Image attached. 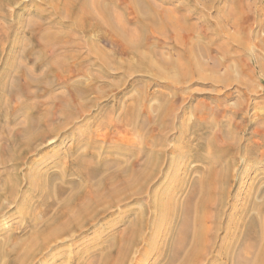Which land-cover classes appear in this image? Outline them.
<instances>
[{
  "label": "bare ground",
  "instance_id": "obj_1",
  "mask_svg": "<svg viewBox=\"0 0 264 264\" xmlns=\"http://www.w3.org/2000/svg\"><path fill=\"white\" fill-rule=\"evenodd\" d=\"M11 1L14 3L15 0ZM49 2L48 5H52V9L49 10L50 12L47 17L45 16L44 21L55 23L56 21H70L73 25L71 29L77 30V33H89L90 37L96 33L100 35L104 31L106 34L112 32L117 39L123 41L125 52L130 56V61L120 62L121 66L124 64L126 67L136 68L138 71H141L142 68H151L158 72V76H166L167 73H172L173 81L177 83H186L196 76L200 80L205 78L213 81L221 80L218 77H215L216 80L213 76L208 77V72L205 71V69L214 71L213 68L215 67L208 66L203 56L206 55L205 52L207 51L206 44L202 41L204 37H208V43L214 44L222 35H227L230 38L233 37L238 45L245 47L248 38L254 36L250 28H247L248 25L246 28L242 26L243 20H249L248 17L258 23L264 32V0H128L130 10L135 15L133 22H130L125 16V8L119 3L120 0H50ZM126 5L128 6V3ZM167 5H171L173 8L169 10ZM200 5L203 6V10L217 7L218 12L216 11L215 19L212 20L210 15L205 13V10L204 12L200 10ZM29 22L32 26L38 27L42 23L38 24V22L35 23L31 20ZM198 24L199 29L197 28ZM230 24L235 27V31L230 32L227 29L229 28L227 25ZM152 30L153 32H151ZM206 30L208 32L205 34ZM31 31H34L33 28ZM67 31L71 32L70 30ZM74 31L72 32L75 33ZM44 32L48 33L49 31ZM62 33L53 31L48 34H53V38L61 34L60 38L56 36L59 40ZM180 33H185V37L180 38ZM150 35L172 38L175 36V42L181 47L175 53L172 50L170 54H167L166 51H161V48L158 50L155 44L152 45L147 42ZM72 38L74 39V35ZM257 38L264 45V34ZM62 40L64 39L62 38ZM54 41L56 43V40ZM76 41H71L72 44H70L76 47L79 42L76 43ZM49 42L47 43L49 44ZM28 43L27 41L22 47L20 55H24L26 59H31L36 54L35 57L37 58L32 63L36 70L41 69V71L34 73L31 67H27L23 61L20 62L18 58H14L10 59L11 62L8 65L10 68L9 70L8 68L5 69V74L14 68L13 73L17 70L20 75L25 77L26 83L18 82V80L9 81L6 77L0 81V139L6 141V144L0 145L2 151L0 163L3 165L10 163L7 169H0V214L8 203L15 202L21 196V200L24 202L22 214L29 217L31 212H29L28 207L26 208L29 201L27 193L38 192L44 215L41 220L35 218L31 226L30 236H28L31 238V241H28L30 242L28 246L25 245L28 237L25 240L22 238L17 241V246H9V238H5V242H3V237L0 241V255L6 253L7 259V256L11 257L17 252L16 255L12 256H15L14 258H10V262L13 264H33L39 254L49 249L54 243L62 241L63 236L67 235L68 238L76 232L82 231L85 227L92 226L94 220L116 204H122L128 200L140 201L144 195L150 193L151 201L146 202L142 210L132 206L124 208L125 217L128 219L125 221L122 216V219L118 220L122 223L124 219L123 230L112 236L101 252L95 253L96 258L91 259V262L88 261V264H129L133 251L138 250L142 244L144 247L157 244L153 234L163 229L160 226L164 227L165 225H162L163 223L158 224L160 219H166L168 222V225L166 224L168 227L164 228L166 234L157 246L159 247L158 255L164 264H202L216 247H219L217 252L222 259L221 263L218 260H212L209 261V264H264V188L258 184L257 186L251 185L243 195L244 200L249 202L248 206L247 204L244 205V202L237 206L233 203V206L238 209L237 212L236 210L235 213L231 211L234 214L226 212L230 201V181L235 177L233 173L231 177L230 167H232L231 163H234L235 150L240 148L241 139L239 137L237 141L231 143L227 141L223 148H217L215 143L208 141L210 144L208 146L213 148V157H208L205 152L195 155V159L201 160L203 164L206 163L199 170V175L203 173V176H199L192 181L191 186H187V193L183 203L180 202V207L169 206L170 204L167 205L161 201L164 191L150 190V185L155 181L158 172L160 169L162 170L166 162V153L163 148L167 144L166 137L161 134V136L153 139L148 138L145 128L152 119L147 111L142 112L136 107L132 109V103L124 111L123 122L124 125L137 126L141 136L126 137L128 140L126 144L118 147H101L95 143V139L93 140L90 133L81 139V133L75 128L68 133L72 135L73 146L67 150H62V152L59 148L51 146L60 138L61 132L66 127L72 125L76 118L86 114L87 111L85 110L94 103L89 95L98 89L95 84L96 78L107 75L105 68L98 72L99 75L90 70L84 74L87 79H90V82L82 77L70 81L71 72L68 73L70 71L68 66H79L84 61L93 66L97 64L98 58L104 62H109L112 60L109 54L104 50L102 51V48L99 49L97 44L91 41L84 57L81 56L83 52L80 51V55L79 51L71 47L70 53H74L71 58L59 57V59H55L56 56H51V58L46 55L44 57V47H42V51H35L28 46ZM61 43L58 42L59 46L64 47V41ZM62 46L59 48L62 49ZM228 48L226 45L222 50L229 53ZM73 50L77 53L72 52ZM38 53H40L39 56ZM94 57L96 59H93ZM134 64L137 67H134ZM217 64L219 66L218 61ZM66 68H68V72ZM229 68L227 66L226 71ZM79 69L78 72H81V68ZM177 77L183 78V80L179 81ZM64 79L66 80L64 87L66 94L63 95V92H56L54 87L60 83L63 84ZM32 86L36 88L30 89ZM14 91H17V105L11 104L10 100L5 99L6 93L13 96ZM34 97L40 98L39 100L36 98V100H31ZM140 100L142 99H139L138 102ZM140 105L141 102L139 107ZM158 112H160V116L153 118L152 123L158 124L157 122L163 118L160 107H158ZM19 114L20 117L21 115L25 116V119L18 120ZM12 121L13 125L10 124ZM199 121L200 123L197 121L193 127L191 125V133L201 134V131L207 127H211V133L214 124L205 121L203 118H200ZM234 136L236 138V135ZM49 137L53 138L48 141V145L45 147L48 151L55 152L51 155L45 153V155H50V158L45 155L44 157L53 160L51 165L56 166L58 164L57 167L60 170L43 172L37 169L36 163L33 165L30 162V165L26 164L27 170L22 173L19 165L25 162L27 157H30L27 156L28 154L31 155L42 150L39 146ZM68 137L70 136L68 135ZM205 142L206 136L204 144ZM109 153H118L123 158H110ZM227 157L225 166H222ZM63 164L65 165L62 166ZM24 180L28 191L22 187ZM182 181L178 187L179 191H183L185 188L184 180ZM175 192L177 193V189ZM255 194H261L260 201L254 200L253 195ZM238 199L236 200L238 201ZM247 201L246 203H248ZM150 225L152 231L150 236H147L146 229ZM220 232H224L222 237H220ZM148 246L147 248L151 250L152 247ZM154 248H156L155 244ZM95 254L91 258H94ZM77 258L78 256H76V261ZM6 259L3 258V260ZM141 260L142 257L139 258L138 262Z\"/></svg>",
  "mask_w": 264,
  "mask_h": 264
},
{
  "label": "rangeland",
  "instance_id": "obj_2",
  "mask_svg": "<svg viewBox=\"0 0 264 264\" xmlns=\"http://www.w3.org/2000/svg\"><path fill=\"white\" fill-rule=\"evenodd\" d=\"M49 1L50 0H15L13 3L11 0H0V81L3 77H6L9 81L18 80V82L26 83L25 77L20 75L17 70L15 71V73H13L14 68L5 74V69L8 68L9 70L10 67L8 65L14 58H18V60L20 62L23 61L27 65V67H31L34 73H39L41 71V69L36 70L32 63L34 59L37 58L35 57L37 56L36 54L33 55V58L31 59H26L24 55H20V51L22 47L27 43V41L29 42L28 46H30L33 50L40 51L42 47H44V57L46 55L48 57L56 56L55 59H59V57L68 59L71 58V56L74 55V53H70L72 49H76L77 51H79V53L80 51L81 53L83 52L82 55L81 53L80 55L84 57V54H87V46L92 41L97 44L99 49L102 48L101 50H104V52L106 51L107 54H109V56L112 58V60H110L109 62H104L102 59L98 58V60H96L97 64L93 66L84 61L83 64L85 65L81 64L79 66H68L70 68V71L68 70V68H66L67 72L69 71L68 73L71 72V80L69 79L70 81H73L74 78L78 79L82 77L90 82V79H87V76H84V74L88 73L90 70H92L96 75H99L98 72H101L105 68L104 70H107V75L104 77L96 78L95 84L98 89L89 95L90 98L94 100V103L90 108L85 110L87 111L86 114L82 117L76 118L75 122L72 125L66 127V129L61 132L60 138L56 140L51 146H54L57 149L59 148L60 152H62V150H67V148L73 146L74 142L73 139H71L72 135L68 133L71 132V130H75V128L78 132L81 133V139H83L84 135H89L90 133V135H92L93 137V140L95 139V143H97L101 147H118L119 145L126 144V142H128L126 137L131 135L141 136V132L136 128L137 126L134 127L132 125H124L123 122V117L125 115L124 111H126L128 105L132 103V109L136 107V109L142 112L147 111L148 115L152 119L151 122L146 125V136L150 139H153L163 134L167 140V144H165L163 147L166 153V162L164 163L165 165L163 166L162 170L160 169V174L158 172L155 181L150 185V190L155 189L161 192L164 191V200L161 199V201L167 203V205L170 204L169 206H174L175 208L180 205V202L183 203L188 187L191 186V183H193L192 181L199 178V176H203L202 172V174L199 175V170L203 165H206V163L203 164L201 160L195 159V155L199 153L204 154L205 152L208 157H213V148L208 146L210 145L208 141L215 143V145H217V148H223L227 141L231 143L232 141H237V138L239 137L241 139L240 148L237 151L235 150L236 153L234 152V163L232 162V167H230V175L232 177V175L234 174L235 177H233L234 179L230 181V201L227 205L226 212L231 214H234L235 210L237 212L238 209L233 206V203L235 204V206H237L238 204L244 202L243 204H247L248 206L249 202L246 199L244 200L243 195L249 190L250 186H257L258 184V186L264 188V45L257 38L264 34L263 28L258 26V23H255V21L250 20V17H248L249 20H243V28H246L248 25L247 28H250L251 32L254 35L252 36V38H248L247 43L243 39L244 43H246L244 45L245 47L238 45V42H236L233 37L230 38L227 35H222L221 38L216 41L217 43L215 42L214 44L208 43V37H204L202 41L205 42L207 51L205 52L206 55L203 56L208 66H211L212 68L215 67L213 68L214 71L210 69H205V71L208 72V77H218V79L221 80H218L219 82L213 81L212 79L208 78L200 80L197 78L198 76H196L189 79L186 83H177L173 81L174 77L171 76L173 75L172 73H167L166 76H158V72H155V70H152L151 68H142L141 71H138V69L126 67L124 64L123 66H121L120 62L130 61V56L125 52L123 41L117 39L112 32V34H106L104 33V31L103 33H100V35L97 33L93 34L92 37H90L89 33L88 35L85 32H78L79 35H76L78 36L76 38L75 34H78L77 30L74 31V29H71L73 25H71L70 21H56V23L44 21L43 19H45V16H48L50 12L49 10L52 9V5H48L50 4ZM119 3L124 6V14L127 19L130 22H133V20L135 19V15L130 10L128 0H120ZM126 3H128V6L126 5ZM127 7L128 9L126 10ZM167 7L169 10L170 8H173L171 5H167ZM199 7L201 8L200 10H203V6L200 5ZM216 8L217 7H213V9L211 8L208 10H206V8L204 9L205 13H208L212 20L215 19L214 16H216V13L218 12ZM21 16L23 19L21 18ZM128 17L131 19H129ZM29 20H31L32 22L35 21V23L38 22V24H40L41 22L42 23L39 27L35 25L32 26ZM16 23L18 24L16 25ZM227 27H229L227 29L230 30V32L236 30L235 27L231 24L227 25ZM32 28L34 31H31ZM197 28L199 29V24ZM67 30H70L71 32L69 33V31ZM44 31H49L48 33L53 31H60L61 33L63 31L64 32L62 33L61 39H59V41L58 38H60L61 34L56 35L59 37L57 38L55 36V39L53 38V34H48ZM72 31H74L75 33H73ZM151 32H153V30ZM207 32L208 31L206 30L205 34ZM71 35L72 37L74 35V39L71 37ZM179 37L184 38L185 33H180ZM43 38L46 39L44 40ZM62 38L64 40H62ZM164 38L166 40L167 38L169 39L166 41ZM54 40H56L57 46ZM76 40L79 41L78 43L80 44H78ZM46 41L53 42H49L48 44ZM63 41V44L65 46H59V44ZM71 41H76L77 46H82H76L77 48H79L77 49L76 47L71 45ZM147 42L152 45L155 44V47L158 48V50H160L159 48H161V51H166L165 53L167 54H170V51L172 52V50L173 53H175L176 50L180 49L181 47L177 42H175V36H173L172 38L162 37L161 35H150L147 39ZM226 45L227 47H229V53H226L222 50V48H225ZM58 46H62V49ZM77 51L73 50L72 52H75L76 54ZM39 54L40 53H38V56ZM55 54H57L58 57ZM93 59L96 58L94 57ZM217 61L219 63V66L217 64ZM227 66H229L231 70L229 68V70L226 71ZM134 67L137 66L134 64ZM71 68L74 70H72ZM79 68H81V72H78V70H80ZM64 72L67 73L66 71ZM177 79L179 81L183 80V78L180 77H177ZM63 81L64 83H60L55 86L54 90L56 92H63L64 95L66 94V89L64 88L66 80L64 79ZM32 88L35 89L36 87L32 86L30 89ZM16 95L17 91L13 92V96L9 93H6L5 96L7 97H5V99L10 100L11 104L13 103L17 105L18 103L16 101ZM35 98L39 100L40 97H34L31 100H36ZM139 99L142 100L138 102ZM140 102L141 105L139 107ZM158 107L161 108V115L163 116V118H161L160 122H157L158 124H156L152 123V121L153 118L160 116ZM200 118H203L205 119V121L214 124V129L212 128L211 133V127H207L202 130L201 134H196L195 132H192L193 134L191 133V125L193 127V125L197 123V121L198 123H200ZM21 119H25V116L21 115L20 117L19 114L18 120ZM12 123L13 121L10 124ZM165 124H168L169 126H165ZM184 126H186V129L184 128ZM68 135L70 137H68ZM234 135H236V138ZM205 136L206 142L204 144ZM50 138L51 137H49V139L44 141L39 146L40 148H42V150H38L37 153L27 155L30 156L27 157V159L29 158L28 161L26 159L25 162L21 163L22 165H19L22 173L27 170V165H30L31 163H33V165H35L34 163H36L38 165L37 169L43 172L46 170H60L57 167L58 164L56 166L51 165L53 164V160L44 157L45 153H49L51 155L55 152L52 150L48 151V149L45 147L48 145V141L52 140L53 137L51 139ZM0 141H2L0 145L6 144L5 139H0ZM0 153H2L1 150ZM108 155L110 158H123V156L118 153H109ZM33 159H35V161H33ZM227 160L228 157L226 158L222 166H225V162ZM9 164V162L5 163L4 165L0 163V169H7ZM64 165L65 164H63L62 166ZM171 173L175 178L171 175ZM237 177L239 178V180ZM182 180H184L185 188L183 189V191L181 190V192L178 190V187L180 186L181 182H183ZM173 182H176V184H174ZM25 183L26 182L24 180V182L22 183V187H24L25 191H28ZM173 189L174 191H172ZM176 189L178 194L175 192ZM37 193L38 192L27 193L29 201L26 204V208L28 207L29 212H31L29 217H25L24 214H22V205L24 202H22L21 196L15 202L8 203L4 207L2 213L0 214V241H2L4 237L3 242H5V238L8 237V240L10 242L9 246H17V241H20V239L22 238V240H25L26 237L30 236L32 229L31 226L34 223L35 218L41 220L42 216L44 215L41 210V203L38 197L39 193ZM149 194L150 193L144 195L142 200L140 201L128 200L125 203L116 204L114 207H111L109 211L94 220L92 226L85 227L82 231L76 232L73 236H70L68 238L67 235L63 236L61 239L62 241L56 242L57 244L54 243L49 249H46V251L39 254L33 261V264H85L86 262V264H88L89 262H91V259L96 258V254L101 252L106 242L112 236L117 235L123 230L124 219L125 221L128 219V217H125V211H123L124 208H126L127 206H132L142 210L146 205V202L149 203V201H151V196ZM171 194L175 195L172 196ZM168 197H171V199H168ZM253 198L254 200H256V202L260 201L261 194H255L253 195ZM236 199H238V201ZM246 201L248 203H246ZM231 211L234 213H232ZM122 216L124 217V219L123 222L120 223L118 222V220L122 219ZM160 221L158 224L161 225V223H163L162 225H165L164 227L159 225L160 228H163L161 229L162 231L158 230L153 234L157 242V244L154 243L156 248H154V244H152V246L147 245L148 247H152V249L150 250L147 248V246L144 247V244H142V246H140L138 250L136 249L135 251H133L131 262L129 264H164V261L158 255L157 250L159 247L157 246L161 242V238L166 234L164 232V228L168 227V222L166 219H160ZM151 231L152 230L150 225L146 229V235L150 236ZM223 234L224 232H220V237H222L221 235ZM28 241H31L30 237H28L27 241H25L26 244L24 243L26 246H28V244L30 243ZM55 244L58 246H56ZM218 250L219 247H216L211 252L212 254H210L202 264H209V261L212 260H218V262L221 263L222 259L219 257V254L217 252ZM16 253L17 252H15V254H12V256L16 255ZM5 254L6 253H2L0 255V264H13L12 262H10V258H14L15 256H7L8 258L6 259ZM93 254H95V256L94 258H91L93 257ZM76 256H78L77 261L75 260ZM140 257H142V260L141 262H138ZM3 258L6 260H3Z\"/></svg>",
  "mask_w": 264,
  "mask_h": 264
}]
</instances>
